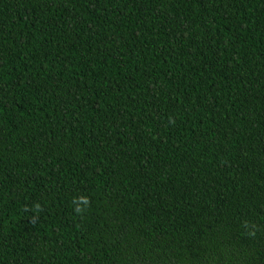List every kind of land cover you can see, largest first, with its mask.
<instances>
[{
    "label": "trees",
    "instance_id": "1",
    "mask_svg": "<svg viewBox=\"0 0 264 264\" xmlns=\"http://www.w3.org/2000/svg\"><path fill=\"white\" fill-rule=\"evenodd\" d=\"M0 264H264V0H0Z\"/></svg>",
    "mask_w": 264,
    "mask_h": 264
}]
</instances>
